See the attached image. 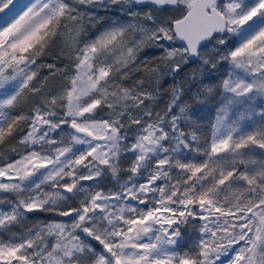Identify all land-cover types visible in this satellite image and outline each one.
<instances>
[{"label": "snow or ice", "instance_id": "snow-or-ice-1", "mask_svg": "<svg viewBox=\"0 0 264 264\" xmlns=\"http://www.w3.org/2000/svg\"><path fill=\"white\" fill-rule=\"evenodd\" d=\"M144 5L150 10H137ZM112 6L128 21L82 40L87 25L99 22L92 9ZM14 8L15 0H0V13H9L0 17V145L21 125L27 130L18 141L25 151L0 167V177L10 181L0 182V192L15 197L0 196V205L9 206L0 208V232L21 229L0 237V264H264V0H34ZM169 10L178 15L163 18ZM58 37L72 53L70 73L38 63ZM231 37H238L233 47ZM162 40L181 42L160 57L166 72L147 58L137 63L145 47ZM192 57L201 61L202 78L227 65L218 83L201 80L192 97L203 105L218 91L223 96L210 139L192 105L181 102L180 85L171 86V100L155 119L145 105L160 93L161 78L174 77ZM45 67L52 77L63 73L66 83L29 113L14 114L26 92L41 93ZM134 72L143 75L125 86ZM257 98L260 104L253 103ZM234 109H243L235 119ZM184 150L206 158L182 159ZM124 154L134 159L120 183ZM143 173L146 181L135 183ZM106 176L119 190L82 183ZM159 180L166 183L157 186ZM74 198L79 207L65 209ZM38 211L70 222H29L28 214ZM193 219L201 221L198 238L181 248V226Z\"/></svg>", "mask_w": 264, "mask_h": 264}, {"label": "rangeland", "instance_id": "rangeland-1", "mask_svg": "<svg viewBox=\"0 0 264 264\" xmlns=\"http://www.w3.org/2000/svg\"><path fill=\"white\" fill-rule=\"evenodd\" d=\"M32 2H34V0H15V8L13 10L19 11L25 5H29ZM247 2L248 3H254L255 0H247ZM10 7H12V6H10ZM150 7H151L150 5H144V6H141L140 8H138L137 10L141 11V12H147L150 10ZM92 11L95 12L99 22H91L87 25V37H82V40L85 38H94L96 35L99 34V32H101L105 28L109 27L110 24L114 21L119 20L120 22H127L129 19L127 17L126 13L121 12L117 6H112L111 8H108V9L97 7L95 9H92ZM8 15H9V13L7 10H5L4 13H0V17H3V18H6ZM169 15H178V13H175V12H172L171 10H169V11L164 12L162 14V17L167 18ZM255 19L256 18H254V20ZM0 22H2V21H0ZM146 23H149V22H146ZM251 24H252V22L250 21L249 25H251ZM68 25H69V27H73L71 22H68ZM247 27L248 26L246 25L245 28H247ZM62 31H63V29H62ZM138 38L139 37H137V39ZM237 42H238V37H231L230 42H229V47H233L234 45L237 44ZM180 46H181V42H179V41H167V40L159 41V42H157L156 45H150L148 47H145L139 53L137 63H139L140 61H143L147 58L148 61L150 62V64H160L162 69H163L164 61H162L160 59V57H162L164 55L165 49L170 48V47H180ZM209 47H211V45ZM49 50H50V59H52V60L58 59V58L62 59V61L64 63V65L62 66L63 69L67 68V71L70 73L72 70V61L70 59V56L72 55V53L68 47L67 42L64 40V38L58 37L56 42L53 44L52 47H50L48 49V51ZM44 57H45V55L42 56L38 60V63L44 64V61H43ZM196 61H197V65L199 68L198 88L202 87L201 80H203L204 84L218 83L219 80L222 79L223 73L227 71V65L222 66L219 72L212 73L211 75H209L207 73V71L205 70V75L202 78L200 76V69L202 67L201 61L198 58L196 59ZM52 64H53V62H52ZM67 64H68V66H66ZM41 69H40V77H41ZM163 70L165 72L167 71V69H163ZM142 75H143L142 72H134L131 76V79L125 80L123 83L125 84V86H130V85H132V83L135 80L140 79ZM164 77L165 76H163L161 78V80ZM61 81L62 82H60L56 85L57 86L56 88H54L50 91L59 90L60 87L66 83L63 73H62V80ZM34 83H36V82L34 81ZM198 88L196 90H194V93L198 90ZM149 90L151 91L153 89H149ZM46 93L47 92L39 93V95H37L38 97L36 96L37 99L33 97L30 102H26V103L22 102L21 107L19 109H17L14 114H19V112L29 113L30 110L35 106V104L39 103L40 100L45 96ZM158 97H159V94L157 95L155 101H146L145 102L146 107L154 113L153 119H155V113H160V114L164 113L163 109H160L159 107H157L156 102L158 100ZM192 97L193 96H191L189 99L187 98L186 101L192 105V110L196 113V115L193 118L196 119L197 122L201 125L200 131L202 133H204L206 138L210 139V135H211L210 125L212 122H214L216 109L218 107H220V105L223 101V96L220 95L219 91H218L217 94L215 95V99L210 100L209 102H206L203 105L195 103V101H194V99H192ZM261 102H262L261 98H257L253 103L254 104H260ZM57 111L62 113V109H60V108H58ZM241 111H243V109H234L233 111H230L229 115L233 119H235L236 116L239 115V113ZM256 112H257V115L253 117V121L259 122V120H260V117L258 115L259 108L256 109ZM253 121H247L246 123L253 124ZM180 128H182L186 132L190 131V127L184 122H180ZM21 129L22 130L17 131L13 135V137L8 139L5 144L0 145V167H3L7 163H12L16 159H19L20 154H22L25 151V147L23 145H21L18 141L20 140V138L24 134V131L27 130L26 125H21ZM65 131H67V129H65ZM127 131H128L129 136L131 138L133 136V134L135 133L136 128H135V126H132L131 128L127 129ZM53 135L56 136L57 139H59V135L57 133H53ZM76 147H80V146H76ZM13 149H15V151H13ZM180 157L182 159H186V160H194L195 162H202L206 158L203 155V153H193V152H189L188 150H184V152L180 153ZM133 159H134V156H132L131 154H124L122 156V161H121V165H120L122 171L120 172V175H119L120 183L127 181L129 175H131V173L128 171V168L130 167L131 161ZM176 171H177V175H178V170H176ZM146 179H147V173H143L139 177L135 178V183H137V184L144 183L146 181ZM0 182L8 183L10 181L8 180L7 177H0ZM82 183L86 187H94L95 183H99L100 187L103 188L105 190V192H108L109 190H111V191L119 190V184L116 181L112 180V178L110 176H106L102 181H98V182L85 181ZM45 190L47 191L49 189L46 187ZM5 195H8L9 199L15 200V197L13 195L0 192V196H5ZM157 198H158V194H157ZM149 199H151V194H149ZM126 203H131L133 206H135L137 208H145V205L139 204L138 201H131L130 200V201H127ZM63 207L65 209L68 207H79V199L74 198V199L70 200L67 204L63 205ZM0 208L4 209L6 211L9 210V206L7 204L0 205ZM37 220L44 221V222H49V221L65 222V223L70 222V219L68 217L58 216L56 213L39 212L38 211V212H33V213L28 214V221L29 222H33V221H37ZM200 223H201V221H199L198 219H193L190 221V223L187 226H184V225L181 226L183 237H184L179 242L181 248H187L194 240H196L198 238V228H199ZM20 231H21L20 227L15 226V227L11 228L10 231H8V232H0V237H2L3 239L6 240L8 238V236L11 234V232L19 233ZM50 242H53L51 240V238H50ZM90 242L92 243L93 247L98 252L104 251L102 245H100L99 242H97L95 240H91V239H90Z\"/></svg>", "mask_w": 264, "mask_h": 264}, {"label": "trees", "instance_id": "trees-1", "mask_svg": "<svg viewBox=\"0 0 264 264\" xmlns=\"http://www.w3.org/2000/svg\"><path fill=\"white\" fill-rule=\"evenodd\" d=\"M44 64H55L56 68L63 69V61L62 59H50V50L45 54L44 57ZM68 66V64L66 65ZM195 75V79H193V76ZM43 77H49V79L46 82V85L43 87L42 92H49L50 90L56 88L57 84L62 82V73L57 74L55 77H52L50 75V70L48 68H42L41 69V78ZM199 83V68L197 65L196 60H188L187 64H184L182 66L181 71L176 74L174 77L172 75H165V77L161 80L160 83V93L158 100L156 102L157 107L160 109H163V112L167 108V104L171 100V86L173 85H180L184 89V96L182 98L181 102H184L189 99L191 96H193L194 90L198 88ZM27 97V102H30L31 99L34 97L37 99V95H31L29 93H25ZM37 96V97H36ZM179 109L175 108L173 111L174 113L177 112ZM172 176L175 178L177 176V171L173 170ZM166 182L164 180H159L156 182L157 186H163Z\"/></svg>", "mask_w": 264, "mask_h": 264}, {"label": "water", "instance_id": "water-1", "mask_svg": "<svg viewBox=\"0 0 264 264\" xmlns=\"http://www.w3.org/2000/svg\"><path fill=\"white\" fill-rule=\"evenodd\" d=\"M197 58H195V57H192V58H190L189 60H196Z\"/></svg>", "mask_w": 264, "mask_h": 264}]
</instances>
